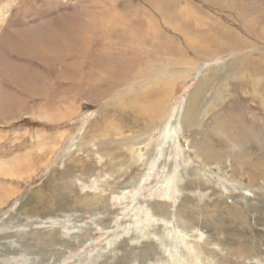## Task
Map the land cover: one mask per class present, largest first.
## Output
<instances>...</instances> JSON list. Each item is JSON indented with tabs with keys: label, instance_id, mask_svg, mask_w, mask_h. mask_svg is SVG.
I'll use <instances>...</instances> for the list:
<instances>
[{
	"label": "rangeland",
	"instance_id": "374dc122",
	"mask_svg": "<svg viewBox=\"0 0 264 264\" xmlns=\"http://www.w3.org/2000/svg\"><path fill=\"white\" fill-rule=\"evenodd\" d=\"M0 264H264V0H0Z\"/></svg>",
	"mask_w": 264,
	"mask_h": 264
},
{
	"label": "bare ground",
	"instance_id": "6f19581e",
	"mask_svg": "<svg viewBox=\"0 0 264 264\" xmlns=\"http://www.w3.org/2000/svg\"><path fill=\"white\" fill-rule=\"evenodd\" d=\"M172 68V67H171ZM170 70V69H169ZM181 73V72H180ZM199 73H200V69H199V72H198V70L196 71V73H195V76L196 75H199ZM199 87H201V86H199ZM199 90H200V88H198ZM160 96H162V95H157V99H156V101H155V104L153 105V107H154V109H153V107H152V110H150V114H149V118L151 117H153V118H155V116L159 113V106H160V100H161V97ZM149 120V119H148ZM151 120V119H150ZM150 122V121H149ZM151 123L152 124H154L152 121H151ZM166 123V122H165ZM164 123V124H165ZM166 125H168V123H166ZM165 126V125H164ZM232 126V125H231ZM226 131V130H225ZM225 135V134H224ZM158 147L159 148H161V145L160 144H158ZM209 152H212L211 150H209ZM263 178V177H262Z\"/></svg>",
	"mask_w": 264,
	"mask_h": 264
}]
</instances>
